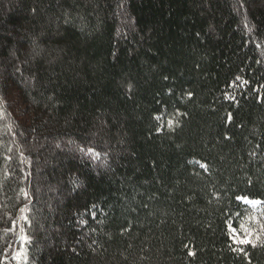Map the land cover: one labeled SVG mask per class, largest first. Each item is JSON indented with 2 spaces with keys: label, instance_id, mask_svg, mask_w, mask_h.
<instances>
[{
  "label": "trees",
  "instance_id": "1",
  "mask_svg": "<svg viewBox=\"0 0 264 264\" xmlns=\"http://www.w3.org/2000/svg\"><path fill=\"white\" fill-rule=\"evenodd\" d=\"M0 264H264V0H0Z\"/></svg>",
  "mask_w": 264,
  "mask_h": 264
},
{
  "label": "rangeland",
  "instance_id": "2",
  "mask_svg": "<svg viewBox=\"0 0 264 264\" xmlns=\"http://www.w3.org/2000/svg\"><path fill=\"white\" fill-rule=\"evenodd\" d=\"M62 144H63V145H61L62 148H67V149H68L69 151H71V152L75 150L74 147H73L72 145H70V144L68 145V142H67V143H62ZM78 153L81 154V155H82L83 157H85L86 159H88L89 161L91 160L90 157L86 155V154H87L86 151H83L82 153H81V151H78ZM103 158L105 159V156H104ZM102 161H103V159H102ZM102 161H101V162H102ZM246 204H248V205H252L253 203H250V202L246 201ZM243 231H244V233H243L242 235H238V236L234 235V236H233L234 239H236V241L245 240L246 237L249 236V232H248V230H246V228H243Z\"/></svg>",
  "mask_w": 264,
  "mask_h": 264
},
{
  "label": "snow or ice",
  "instance_id": "3",
  "mask_svg": "<svg viewBox=\"0 0 264 264\" xmlns=\"http://www.w3.org/2000/svg\"><path fill=\"white\" fill-rule=\"evenodd\" d=\"M203 166V165H202ZM248 241H246V240H241V241H239V243H247Z\"/></svg>",
  "mask_w": 264,
  "mask_h": 264
}]
</instances>
